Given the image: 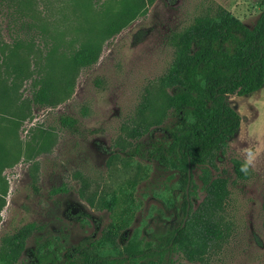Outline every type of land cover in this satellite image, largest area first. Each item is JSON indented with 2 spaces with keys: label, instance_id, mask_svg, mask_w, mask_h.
Here are the masks:
<instances>
[{
  "label": "rangeland",
  "instance_id": "1",
  "mask_svg": "<svg viewBox=\"0 0 264 264\" xmlns=\"http://www.w3.org/2000/svg\"><path fill=\"white\" fill-rule=\"evenodd\" d=\"M83 1L89 7L85 13L73 0H0V239L33 222L26 248L44 239L61 252L76 244L98 246L111 255L155 247L179 221L175 203L181 192L175 171L133 152L134 145L155 138L134 130L167 121L169 90L158 78L170 63L169 37L218 7L249 27L262 0L144 1L130 21L133 0ZM123 23L117 33L99 38L107 25ZM51 37L58 47L47 62ZM85 41L99 43V55L74 73L69 97L55 106L32 103L33 80L47 73L61 89L62 80L71 76L62 65ZM15 43L16 56L5 59ZM18 61L26 69L20 79L11 70ZM227 102L240 125L216 153L211 173L226 179L221 216L229 224L228 235L201 262L189 263L173 249L166 254L168 264H264V83L251 94L228 96ZM20 108L23 119L12 114ZM60 115L74 117V128L60 126ZM40 132L46 136L41 143ZM235 159L250 168L246 179L234 175ZM198 174V168H190L191 210L203 196ZM112 195L117 197L112 208L102 206ZM171 196L175 200L169 206L165 198ZM117 224H123L121 230L108 237Z\"/></svg>",
  "mask_w": 264,
  "mask_h": 264
},
{
  "label": "trees",
  "instance_id": "2",
  "mask_svg": "<svg viewBox=\"0 0 264 264\" xmlns=\"http://www.w3.org/2000/svg\"><path fill=\"white\" fill-rule=\"evenodd\" d=\"M73 1L77 4L76 0ZM144 1L151 0H133L134 11L128 21L136 16ZM78 3L80 11L85 13L89 10L85 1ZM126 23L107 25L103 29L104 35H99V38L117 33ZM51 38V45L44 54L47 62L55 56L58 47L56 39ZM169 43L172 47L170 63L158 78L160 86L169 90L167 121L151 128L135 129V134L146 133L155 138L148 145H134L133 152L176 172L181 192L175 203L179 217L176 226L162 234L155 247L128 248L122 254L111 255L91 244L68 246L61 252L46 239L34 240L33 245L26 248V239L34 229V223L28 222L1 237L0 264H136V261L144 259L148 264H168L166 254L173 249L179 251L187 262L193 263L201 262L209 253L218 250L229 232V224L221 216L227 188L226 179L212 175L211 168L214 167L216 153L237 133L240 125V116L229 105L227 97L251 94L264 83V0L249 27L228 10L218 7L213 15L194 17L169 37ZM17 45L9 46V51L4 53L5 59L16 56L14 49ZM2 47L0 44V50ZM99 50V43L95 41L79 44L62 65V69L71 74L62 80V88L58 89L44 73L37 81L33 80L29 100L38 105L55 106L68 98L74 73L95 63ZM11 70L16 78L26 77L23 61L12 63ZM146 103L141 104L142 109L146 108ZM12 114L16 118L25 117L21 108ZM58 122L71 130L76 119L60 115ZM38 137L41 143L46 136L40 132ZM192 167L199 169L198 179L203 191L193 210L188 202V196L193 193V184L188 190L190 175L187 181V168L189 172ZM244 168L246 171L242 170ZM232 171L236 178L246 179L250 168L245 161L235 159ZM116 200L117 197L112 195L110 200L102 202V206L111 209ZM174 200L172 196L165 198L169 206L174 204ZM3 202L0 195V209ZM262 211L264 228V193ZM122 226L117 224L113 232L107 231L106 234L114 237ZM22 252L23 257L19 258Z\"/></svg>",
  "mask_w": 264,
  "mask_h": 264
},
{
  "label": "water",
  "instance_id": "3",
  "mask_svg": "<svg viewBox=\"0 0 264 264\" xmlns=\"http://www.w3.org/2000/svg\"><path fill=\"white\" fill-rule=\"evenodd\" d=\"M188 179H189V172H188V168H187V181H188ZM186 188H187V184L185 186V194H186ZM186 197H187V195H186ZM187 207H188V204L186 206V209H187Z\"/></svg>",
  "mask_w": 264,
  "mask_h": 264
},
{
  "label": "clouds",
  "instance_id": "4",
  "mask_svg": "<svg viewBox=\"0 0 264 264\" xmlns=\"http://www.w3.org/2000/svg\"><path fill=\"white\" fill-rule=\"evenodd\" d=\"M242 170L246 171V168H244V169H242Z\"/></svg>",
  "mask_w": 264,
  "mask_h": 264
}]
</instances>
